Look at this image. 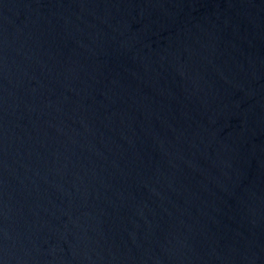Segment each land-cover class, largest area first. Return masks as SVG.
I'll return each instance as SVG.
<instances>
[{"label":"water","instance_id":"water-1","mask_svg":"<svg viewBox=\"0 0 264 264\" xmlns=\"http://www.w3.org/2000/svg\"><path fill=\"white\" fill-rule=\"evenodd\" d=\"M0 264H264V0H0Z\"/></svg>","mask_w":264,"mask_h":264}]
</instances>
